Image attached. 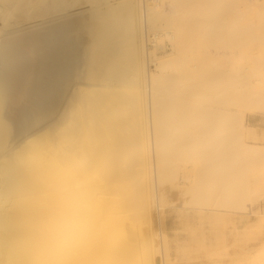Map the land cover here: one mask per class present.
<instances>
[{"label": "bare ground", "instance_id": "6f19581e", "mask_svg": "<svg viewBox=\"0 0 264 264\" xmlns=\"http://www.w3.org/2000/svg\"><path fill=\"white\" fill-rule=\"evenodd\" d=\"M44 1L0 0V264H168L174 189L210 231L185 258L243 250L240 216L264 230V0H86L82 51Z\"/></svg>", "mask_w": 264, "mask_h": 264}, {"label": "rangeland", "instance_id": "374dc122", "mask_svg": "<svg viewBox=\"0 0 264 264\" xmlns=\"http://www.w3.org/2000/svg\"><path fill=\"white\" fill-rule=\"evenodd\" d=\"M50 1H52V2H50ZM53 1L54 0H49V1H46L45 0L44 1L45 3L43 2L44 3L43 5L45 6V8H49L50 5H51V7L49 8V10L51 11L55 7ZM69 2H71V3H69ZM73 2H74V4H73L74 6L71 5ZM86 2H87L86 0H69V1L66 0L65 1V4L62 5L64 7L66 6L67 12L66 11H64V12L68 13V16L66 17L68 20H66V18H65L64 21L66 23L72 22V23H69V24L74 25L73 26L74 28L76 27L71 32H74V35H75L76 38L78 36V38H77L76 41L78 42L77 43V46H78V48L80 47L79 49L81 51L82 50H85V49H88V47L91 46V43H90L91 40H90V37H89V30L88 29L91 26V24H92L93 21H92V18H91L92 17V13L90 11L89 5ZM52 3H53V5H52ZM68 3H69V6H68ZM77 3H79V4H77ZM48 4H50V5H48ZM69 10H71V11H69ZM36 24H40V23H36ZM83 48H85V49H83ZM150 51L151 52H154L155 51V47L152 46V48L149 49V52ZM163 53L164 52L162 50H159L157 52V54L159 56H163ZM28 56H29V53H28ZM147 69H148V71L150 73H156L155 67L150 68L149 67V64L147 66ZM30 81H32V82H30ZM28 82H29V86H31V85L33 86V84H31V83H33L32 76L31 77L29 76ZM29 86H28V89L30 90L32 88V86H31V88ZM180 182H182V181H180ZM163 193H164L163 194L164 197L166 198V200L170 204V206H169V208L167 207V208H165V210H162V211H160L159 209L158 210L156 209L157 211L155 210L154 216L156 218L157 224H159L158 226H161V231L163 230L162 228H164V230L162 232L170 239V241H169L170 243L169 244H170L171 251H170V261L168 262V264H214V262L221 261V260H225L227 262L237 261V260L251 261L253 258H255L258 255L257 252L264 245V234H262V233H264V230H263V232L262 231L259 232L258 230H255V224H253L254 222H248V220H246V218L249 217V216H246V217L240 216V217H243L244 219L242 220V222L238 226V229H240L239 232H242L241 230H243V232H248V233L251 232V234H252V237H250V240H249V244H248L249 246L247 245L248 246V249L246 248L247 246H244L243 247L244 248L243 249L244 251L241 250L242 249L241 247H240L241 249L240 248H237L236 251H238V253L237 252L233 253L234 251L231 250L230 253L232 251L233 252L231 253V255H229L230 258L229 257L226 258L224 256V254H222V252H219L217 254H214V253L211 254V252H209V251H208L209 253L206 252L207 254L204 253V251H203V254L200 253V252H198V256H197V252H194L193 251V252L190 253L191 256L188 255V257L185 258V255L186 254L185 255H184V253L182 254V250H183L182 248H184V247H190L192 249H193V247L195 248V246H196L195 241L197 242V239H199L197 237H200L202 233L203 234L205 233L204 235L206 237L210 236V233H208V232H210L209 231V228H208L207 224H205V223H202V226H201L200 219L199 218H196L197 216H195V217L192 216V218L190 217L192 219V221H191V219H190V221H189V219L187 220V222H188L189 225L191 223V226H188L187 227L186 226V223H185L186 222V219L184 217L180 216V214H179V213H181V211L182 212L184 211V209L182 208V206H183L184 202L187 200V197L185 198V196H183L182 193L179 190H176V189L170 190V191H165ZM179 206H180V209L179 208H176V207H179ZM167 210H169V211H167ZM253 211L254 212H257L258 211V212L264 213V196L259 201H257L254 204ZM158 213H159V215H158ZM191 213H192V211H191ZM177 217H178V219H176ZM181 218L182 219L184 218V219L182 220ZM196 220H198V221H196ZM192 222H193V224H192ZM250 223L253 224V225L251 224L253 226L251 228H250V226H251ZM189 227L190 228H193L192 229L193 233H191V234L194 235V233H195L196 234V237L195 236H192V238H190L191 235H188V233L186 232L187 229H188L187 230L188 232L189 231L192 232ZM245 227H246V229H245ZM248 229H251L252 231L251 230H248ZM159 231L160 230H158V234L160 233ZM194 231H196V232H194ZM257 234H259V235H257ZM255 235H257V237H255ZM195 238H197V239H195ZM188 241H189V244H188ZM193 241H194V243H193ZM250 242H253V243H250ZM250 244H252V245H250ZM260 244H262V245H260ZM258 245H260V246H258ZM258 247H260V248H258ZM251 249L252 250H254V249L255 250H258L259 249V250L256 251V252L254 251L255 253H252L251 252L252 251ZM248 251H250V252L248 253ZM242 252H244V253H242ZM199 253L201 255H199ZM194 254H196V255H194ZM182 255H184V256H182ZM218 256H221V257H218ZM217 259H219V260H217ZM210 260H212L213 262L210 261ZM174 262H176V263H174Z\"/></svg>", "mask_w": 264, "mask_h": 264}, {"label": "crops", "instance_id": "0c3cea01", "mask_svg": "<svg viewBox=\"0 0 264 264\" xmlns=\"http://www.w3.org/2000/svg\"><path fill=\"white\" fill-rule=\"evenodd\" d=\"M246 124H247V126L249 125L248 127L252 128V129L254 128V130L259 131V133H257V134H260L259 136L263 137V135H264V116H261V115H248L246 117ZM254 134L257 135L256 132H254L253 135ZM250 140L252 141V139H250ZM251 141L249 142L250 144H263V142L260 143L261 140H259V142H257L258 140H254L253 139V141L255 143L251 142Z\"/></svg>", "mask_w": 264, "mask_h": 264}, {"label": "built area", "instance_id": "2783aa9c", "mask_svg": "<svg viewBox=\"0 0 264 264\" xmlns=\"http://www.w3.org/2000/svg\"><path fill=\"white\" fill-rule=\"evenodd\" d=\"M155 3H157V0H141V4L143 7H146V5H154ZM146 48L147 50H149L150 48H152V46L150 44H146ZM149 67H155L153 64H149Z\"/></svg>", "mask_w": 264, "mask_h": 264}]
</instances>
